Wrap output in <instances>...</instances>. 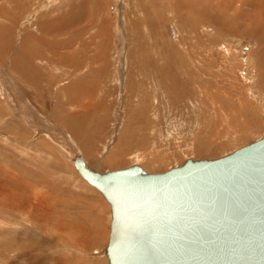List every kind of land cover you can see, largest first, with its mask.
Wrapping results in <instances>:
<instances>
[{
	"label": "rangeland",
	"instance_id": "1",
	"mask_svg": "<svg viewBox=\"0 0 264 264\" xmlns=\"http://www.w3.org/2000/svg\"><path fill=\"white\" fill-rule=\"evenodd\" d=\"M0 31V264H107L109 204L75 153L159 172L264 132V0H0Z\"/></svg>",
	"mask_w": 264,
	"mask_h": 264
},
{
	"label": "water",
	"instance_id": "2",
	"mask_svg": "<svg viewBox=\"0 0 264 264\" xmlns=\"http://www.w3.org/2000/svg\"><path fill=\"white\" fill-rule=\"evenodd\" d=\"M71 162L109 204L107 264H264V132L159 172Z\"/></svg>",
	"mask_w": 264,
	"mask_h": 264
},
{
	"label": "bare ground",
	"instance_id": "3",
	"mask_svg": "<svg viewBox=\"0 0 264 264\" xmlns=\"http://www.w3.org/2000/svg\"><path fill=\"white\" fill-rule=\"evenodd\" d=\"M227 7V6H226ZM189 18V17H188ZM187 19V18H186ZM184 20V19H183ZM182 20V21H183ZM189 22H190V19H189ZM192 26V25H191ZM193 27V26H192ZM3 29V28H2ZM7 34V33H6ZM5 34L3 33V32H1L0 31V42H3L2 40L3 39H5V37L7 38V35H5ZM3 46H2V44H0V51H2L3 50ZM263 60V59H262ZM18 61V62H17ZM261 63V62H260ZM262 64V63H261ZM260 64V65H261ZM24 67H23V66ZM27 65L29 66V67H27ZM167 65V64H166ZM264 66V65H263ZM263 66H261V67H263ZM14 67L16 68V70L18 71V70H20L23 74H25V76L28 78V76H32V77H39V71H37V69H34L33 67H32V65H30V63H24V60L23 59H21V60H19V58H18V60H16L15 62H14ZM154 67H155V69H152V70H156V72L157 73H155L154 75H156V74H159V78L157 77V79H154V80H157V81H159V83H161L162 85H163V87H164V89H167V91L169 90H171L172 89V84H173V81H174V83L176 82V79H174V78H172V84H170V83H168V82H166V83H168V84H165V82H163V81H165V78L163 77L164 75H167V77H168V75L169 74H166L167 72H166V70L167 69H165V68H163V67H161V71H160V68L158 69V67H156L155 65H154ZM24 68L26 69L25 71H24ZM28 68H33V70H31V69H28ZM36 68V67H35ZM169 68V67H168ZM176 68V67H175ZM177 68H179V67H177ZM181 69V68H180ZM31 70V71H30ZM89 70H91V69H89ZM104 70V69H103ZM169 70V69H168ZM177 70H179V69H177ZM177 70H175V71H177ZM28 71V73L26 74L25 72H27ZM78 71V70H77ZM148 71V70H147ZM146 71V72H147ZM30 72L31 73H33V74H30ZM169 72H171V71H169ZM74 73V72H73ZM35 74V75H34ZM77 74V73H76ZM149 74V73H148ZM180 74V73H179ZM185 74V73H184ZM183 74V75H184ZM188 74V73H187ZM170 75H171V73H170ZM149 76V75H148ZM175 76V75H174ZM171 77V76H170ZM170 77H168V79L170 78ZM181 78V77H180ZM179 78V79H180ZM79 79V78H78ZM81 79H83V78H81L80 77V81H81ZM149 79V78H148ZM159 79V80H158ZM193 79V78H192ZM77 80V79H76ZM85 80V79H84ZM75 81V80H74ZM179 81H181V80H179ZM78 82V81H77ZM151 82V81H150ZM182 82V81H181ZM184 82V81H183ZM79 83V82H78ZM77 83V84H78ZM86 84V83H85ZM150 84V83H149ZM79 85H80V83H79ZM176 85H179V84H174V86L173 87H175ZM182 85V84H181ZM185 85V84H184ZM180 86V85H179ZM79 87H81V85L79 86ZM90 87V86H89ZM92 88H94V87H92ZM181 88V87H180ZM186 89V88H185ZM81 90V89H80ZM174 90V89H173ZM177 90V89H176ZM90 91V90H89ZM178 91V90H177ZM140 92V91H139ZM172 92V91H171ZM181 92V91H180ZM77 93H79V94H81L80 92H78L77 91ZM86 93V92H85ZM84 92H83V94H85ZM108 93V92H107ZM161 94V93H160ZM87 95V94H86ZM176 95V94H175ZM184 95H185V93H184ZM183 96V95H182ZM165 98V97H164ZM181 99V98H180ZM162 101H163V99H161ZM174 101V100H173ZM178 101V100H177ZM182 101V100H181ZM103 102V101H102ZM144 102V101H143ZM62 103V102H61ZM98 103H99V101H98ZM165 103V102H164ZM168 103H170V102H168ZM87 105H89V107H91V106H93V104H91V102H89V103H86ZM152 104V103H151ZM171 104H172V102H171ZM91 105V106H90ZM169 105V104H168ZM95 106V105H94ZM98 106V105H97ZM97 106H95L96 108H97ZM102 106H103V104H102ZM102 106L100 107V108H102ZM104 106H106L107 107V105H104ZM159 106V105H158ZM172 106V105H171ZM176 106V105H175ZM65 107V106H64ZM95 107H94V109H95ZM62 108V107H61ZM84 108V107H83ZM99 108V109H100ZM144 108V107H143ZM171 108V107H170ZM91 109L93 110V108L91 107ZM98 109V108H97ZM137 109V108H136ZM96 110V109H95ZM64 111V110H63ZM82 111V110H81ZM85 113H83V114H85V115H83V117L82 118H84V120L82 121V125H84L86 128V132L89 130V131H91L92 132V128H93V126H95L94 124H95V122H93V120H92V118H95V115H94V117H92V112L90 113L89 111H87V109H85ZM99 111V110H98ZM130 111V110H129ZM62 111H61V109H60V107H56V115L57 116H54L55 118L57 117L59 120L60 119H63V117H65L63 120H62V122H65L66 124H67V120H69L68 118H74V114H71V116L70 117H67L66 118V116L64 115V113L62 114L61 113ZM84 112V111H83ZM97 112V111H96ZM150 112V111H149ZM93 114H95L94 112H93ZM130 114V113H129ZM139 114V113H138ZM73 115V116H72ZM105 117V116H104ZM127 117H128V115H127ZM96 118H99V117H96ZM137 119V118H136ZM97 120V119H96ZM70 121V120H69ZM130 121V120H129ZM97 125V124H96ZM83 127V126H82ZM90 136L92 135L91 133L89 134ZM92 141V140H91ZM90 141V142H91ZM89 148V147H88ZM108 163V162H107ZM111 164V163H110ZM105 165H106V163H105ZM112 165V164H111ZM108 166H109V164H108ZM113 166V165H112ZM116 166V165H115ZM76 168V167H75Z\"/></svg>",
	"mask_w": 264,
	"mask_h": 264
}]
</instances>
